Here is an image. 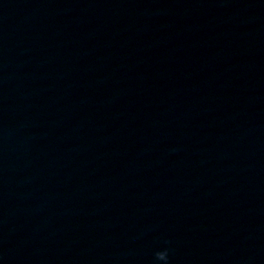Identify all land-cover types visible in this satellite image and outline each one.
Here are the masks:
<instances>
[{
  "label": "clouds",
  "instance_id": "1",
  "mask_svg": "<svg viewBox=\"0 0 264 264\" xmlns=\"http://www.w3.org/2000/svg\"><path fill=\"white\" fill-rule=\"evenodd\" d=\"M166 243H167V242H166ZM164 252L167 254V261H166V264H167V262H168V258H169V256H168L169 250H168L167 248H165V249H164ZM159 254H160V251H157V252L154 253V257H155V260H156V261H157V259H158V257H159Z\"/></svg>",
  "mask_w": 264,
  "mask_h": 264
}]
</instances>
